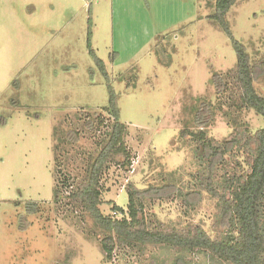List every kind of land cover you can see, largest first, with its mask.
<instances>
[{"label":"rangeland","instance_id":"rangeland-1","mask_svg":"<svg viewBox=\"0 0 264 264\" xmlns=\"http://www.w3.org/2000/svg\"><path fill=\"white\" fill-rule=\"evenodd\" d=\"M214 9L215 0H0V264H228L204 251L148 244L117 247L107 259L92 219L68 203L61 182L79 180L113 121L102 110L108 84L88 47L91 29L132 156L128 167L111 164L103 173L104 214L113 216L114 205L127 210V184L155 185L149 216L177 228L201 224L212 237L226 230L217 199L200 189L207 161L181 131L203 126L221 144L235 127L264 128V116L217 91L219 74L237 92L227 76L237 55L208 18ZM226 19L251 58H264V0H237ZM255 87L264 94L263 74ZM247 168L236 147L215 166L216 181Z\"/></svg>","mask_w":264,"mask_h":264},{"label":"trees","instance_id":"trees-1","mask_svg":"<svg viewBox=\"0 0 264 264\" xmlns=\"http://www.w3.org/2000/svg\"><path fill=\"white\" fill-rule=\"evenodd\" d=\"M237 0H215L214 12L208 15L217 21L230 36L236 51L237 63L228 77L237 92L229 90V84L222 75L216 74L214 81L218 93L230 91L231 99L240 109H254L264 116V94L255 87L259 74L264 75V58L253 60L247 47L232 33L226 15ZM92 31H89L88 47L97 66L104 74L109 93V104L102 108L112 118L111 128L102 138L97 153L90 154L84 173L74 183L70 176L62 182V189L68 194V203L81 207L93 221L91 231L101 236L100 245L107 259L117 247L141 248L145 245H163L185 251H204L214 259L228 264H264V128L253 132L249 127H235L222 141L215 144L208 137L205 127L183 129L198 142V157L207 161L205 177L199 178L200 189H205L217 199V222L225 226V231L212 237L201 224H192L177 228L149 216L147 199L151 189H141L129 183L127 210L122 206H113V216L105 215L101 209L103 173L111 164L131 165V152L126 144L128 125L120 119L118 95L111 83L107 65L91 44ZM98 124L104 125L105 119L98 117ZM88 128L93 120L86 122ZM76 130L68 133L72 142L78 139ZM238 148L246 153L248 168L238 174H228L221 183L216 181L215 166L232 149ZM55 187V201L61 200V194ZM28 209L37 210L35 203L29 202Z\"/></svg>","mask_w":264,"mask_h":264}]
</instances>
